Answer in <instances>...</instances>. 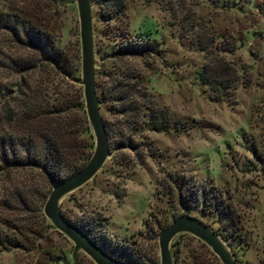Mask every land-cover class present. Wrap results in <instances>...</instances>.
I'll use <instances>...</instances> for the list:
<instances>
[{
  "label": "rangeland",
  "instance_id": "374dc122",
  "mask_svg": "<svg viewBox=\"0 0 264 264\" xmlns=\"http://www.w3.org/2000/svg\"><path fill=\"white\" fill-rule=\"evenodd\" d=\"M122 2L129 35L159 46V57L146 58L145 65L135 62L154 107L167 113L168 129L130 134L142 163L126 147L114 148L90 179L58 200L59 212L67 219L96 217L103 241L127 242L141 252L152 249L157 257L156 240L145 238L143 224L156 230L177 217L169 194L156 191V182L165 174L183 173L228 197L233 233L220 227L213 212L203 213L197 204L184 213L225 235L237 264H257L264 242V0ZM89 5L95 64L112 46L111 26L99 18L97 5L91 1ZM56 8L55 44L77 56L79 69L75 2L59 0ZM215 45L231 49L215 52L232 65L237 77L227 99H213L197 79L207 55L214 56ZM103 66L104 72L109 69L107 59ZM76 74L79 79L80 72ZM94 79L106 80L101 74H94ZM98 111L102 120L119 128L123 119L110 114L108 103L98 104ZM120 139L113 135L114 141ZM149 145L152 155L147 152ZM119 188L124 196L117 201L112 192ZM23 217L28 229L17 237V247L0 245V264H54L56 259L69 264L72 243L42 211L41 216L35 211ZM169 242L170 250L176 248L174 264H220L204 243L188 233H176ZM222 245L228 249L223 241ZM75 264L94 263L77 251Z\"/></svg>",
  "mask_w": 264,
  "mask_h": 264
},
{
  "label": "trees",
  "instance_id": "16d2710c",
  "mask_svg": "<svg viewBox=\"0 0 264 264\" xmlns=\"http://www.w3.org/2000/svg\"><path fill=\"white\" fill-rule=\"evenodd\" d=\"M89 1L97 5L99 18L111 26L108 40L112 46L94 64V74L106 79L104 83L94 79L97 105L108 103L110 114L123 119L117 129L102 120L109 139L107 156L114 148L124 146L141 164L143 157L136 153L130 134L139 129L161 133L168 129L167 113L154 107L140 82L138 67L139 61L145 65L146 58L159 57L160 49L153 40L129 35L122 20V0ZM58 2L0 0V245L17 247V237L28 229L23 216L35 211L41 216L42 204L51 187L76 172L93 149L77 83V56L55 44ZM230 50L215 45L213 53ZM216 55H207L197 79L213 99H227L237 77L232 65ZM104 59L109 64L105 72ZM114 134L121 139L114 141ZM152 150L149 145L148 155H152ZM156 185V191L169 194L170 205L178 211L176 216L184 215V211L197 204L201 212H213L220 227L233 233V211L228 197L222 196L213 185L175 172L159 178ZM112 195L120 201L124 189L119 188ZM64 218L121 264H158L152 249L141 252L127 242L103 241L101 223L96 217ZM143 226L142 234L154 242L165 225H156V230L146 222ZM213 233L224 242L237 264L225 235ZM172 246L169 242L170 261L174 264L176 248L170 250Z\"/></svg>",
  "mask_w": 264,
  "mask_h": 264
},
{
  "label": "water",
  "instance_id": "95a60500",
  "mask_svg": "<svg viewBox=\"0 0 264 264\" xmlns=\"http://www.w3.org/2000/svg\"><path fill=\"white\" fill-rule=\"evenodd\" d=\"M78 23L79 72L77 83L81 86V95L85 116L94 140L88 160L72 175L53 185L49 190L41 211L50 224L71 243L70 263H76L77 251L82 252L94 264H121L95 246L75 225L65 220L58 210V200L66 193L86 182L99 169L108 154V143L102 119L98 111L94 87V59L90 32L89 0H74ZM185 232L204 243L220 264H235L219 238L203 222L190 215H179L164 226L156 236L158 264H171L168 243L176 233ZM67 264L56 259L54 264ZM257 264H264V242L261 258Z\"/></svg>",
  "mask_w": 264,
  "mask_h": 264
}]
</instances>
